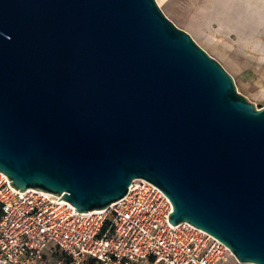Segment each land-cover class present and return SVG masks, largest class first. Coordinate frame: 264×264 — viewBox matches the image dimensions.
I'll use <instances>...</instances> for the list:
<instances>
[{"label":"water","instance_id":"95a60500","mask_svg":"<svg viewBox=\"0 0 264 264\" xmlns=\"http://www.w3.org/2000/svg\"><path fill=\"white\" fill-rule=\"evenodd\" d=\"M0 172L83 213L142 178L264 264V105L155 0H0Z\"/></svg>","mask_w":264,"mask_h":264},{"label":"built area","instance_id":"2783aa9c","mask_svg":"<svg viewBox=\"0 0 264 264\" xmlns=\"http://www.w3.org/2000/svg\"><path fill=\"white\" fill-rule=\"evenodd\" d=\"M8 182L0 172V264H224L234 259L207 232L187 222L171 226L168 198L142 178L133 179L125 195L107 207L84 213L59 196L31 188L19 192Z\"/></svg>","mask_w":264,"mask_h":264},{"label":"rangeland","instance_id":"374dc122","mask_svg":"<svg viewBox=\"0 0 264 264\" xmlns=\"http://www.w3.org/2000/svg\"><path fill=\"white\" fill-rule=\"evenodd\" d=\"M155 1L224 68L238 93L264 105V0ZM224 264L254 263L230 257Z\"/></svg>","mask_w":264,"mask_h":264}]
</instances>
